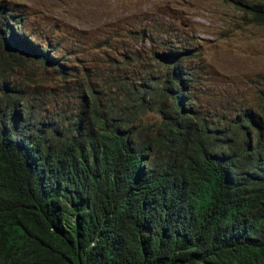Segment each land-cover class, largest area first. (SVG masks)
Listing matches in <instances>:
<instances>
[{
  "label": "trees",
  "instance_id": "trees-1",
  "mask_svg": "<svg viewBox=\"0 0 264 264\" xmlns=\"http://www.w3.org/2000/svg\"><path fill=\"white\" fill-rule=\"evenodd\" d=\"M236 2L264 28V0ZM3 13L0 264H264V77L255 108L214 115L208 135L176 52L49 114L12 80L30 58L58 63Z\"/></svg>",
  "mask_w": 264,
  "mask_h": 264
},
{
  "label": "rangeland",
  "instance_id": "rangeland-1",
  "mask_svg": "<svg viewBox=\"0 0 264 264\" xmlns=\"http://www.w3.org/2000/svg\"><path fill=\"white\" fill-rule=\"evenodd\" d=\"M236 1L0 0L1 17L18 36L58 63L30 58L12 81L23 84L34 105L62 113L80 106L79 84L100 86L106 74L141 84L143 75L157 73V58L176 52L196 81L190 99L208 135L214 115L255 108L264 77V28L250 23ZM137 57L134 69L128 63ZM157 119L148 114L143 122Z\"/></svg>",
  "mask_w": 264,
  "mask_h": 264
}]
</instances>
